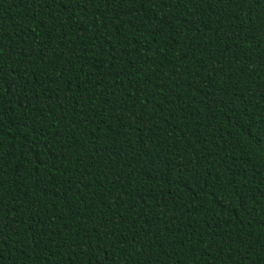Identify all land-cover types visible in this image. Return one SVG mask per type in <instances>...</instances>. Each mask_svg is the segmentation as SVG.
Segmentation results:
<instances>
[{
    "label": "trees",
    "instance_id": "obj_1",
    "mask_svg": "<svg viewBox=\"0 0 264 264\" xmlns=\"http://www.w3.org/2000/svg\"><path fill=\"white\" fill-rule=\"evenodd\" d=\"M0 264H264V0H0Z\"/></svg>",
    "mask_w": 264,
    "mask_h": 264
}]
</instances>
